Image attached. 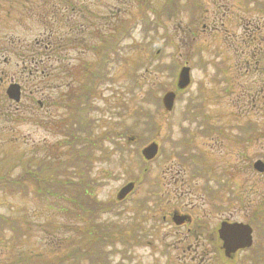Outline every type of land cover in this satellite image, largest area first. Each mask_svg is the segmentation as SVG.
Instances as JSON below:
<instances>
[{
	"label": "rangeland",
	"instance_id": "1",
	"mask_svg": "<svg viewBox=\"0 0 264 264\" xmlns=\"http://www.w3.org/2000/svg\"><path fill=\"white\" fill-rule=\"evenodd\" d=\"M173 1H175L173 4L175 8L171 9L172 13L170 12V14H179L181 11L178 19L168 24L173 32L170 31L161 35L162 32L155 34L150 30L148 33H144L138 29L133 38L128 39L125 43V55L129 60L113 63L110 75L114 80L107 81L98 90L100 95L98 92L99 96L94 103L96 110L92 113V117L98 122V127L95 128L96 134L100 135L101 132L105 134V141L103 143L104 149H96L95 154H93V175L102 180H108L105 183L106 188L102 191L99 190L98 196L101 199L109 198L115 189L130 179L135 168H141L143 161L137 152L149 140L153 139L156 121H159L160 126H162L163 120L167 119L163 112L161 115L162 109L158 96L172 86L177 69L185 63L193 68V85L177 102L174 111L169 116L172 121L194 119L196 118L194 108L209 104L213 120L231 122L234 121L235 113L232 112L234 106L242 104L247 108L249 104L253 113L250 120L253 121L246 118L245 121H249L250 126L258 124L259 128L262 127L263 131H260L262 133L261 140H264V119L262 117L264 112L261 108L264 100V92L262 91L264 75L243 71L242 67H244L247 59L237 58L239 52L243 51L241 35H244V28L249 24L253 28L255 27V24L251 22L252 12H256L253 9L260 11L264 9V0H253L252 4L243 0H230L232 4L225 0ZM158 3L159 0H155L157 6ZM262 17L264 18V14L253 18V20L263 25ZM221 18L224 20L221 21ZM163 19L166 21L165 17ZM12 20L8 24L12 25ZM187 21H191L192 25L197 27H191ZM180 24H183L184 30L191 34L200 35L202 40L199 43H194L188 32L183 30L179 48L173 27H179ZM3 33H7V36L15 34L10 26L7 29L0 27V37ZM261 33L264 34L263 31ZM152 38H160V40L169 38V41L173 40L174 43L166 45L162 53L156 54L162 46ZM0 43H3L1 38ZM0 45L5 47V44ZM1 53H3L2 50H0V55ZM253 63H255V59L251 61L252 65ZM147 68L152 70L153 74L141 81L143 90H139V85L134 81L135 76L132 73L142 74ZM8 69L10 71L15 70V66L10 65ZM147 83L151 86L144 89V84ZM252 95H254L253 99H251ZM255 98L256 108L250 104V101L255 100ZM27 104L25 102V105ZM187 105L188 110H186ZM193 109L194 111L189 113ZM163 115L164 117H162ZM22 120L17 122L16 120L10 121L6 118H0V133H8L0 134V175L6 172L17 175L25 167L22 162H19L20 159H23L24 163L28 162L31 152L34 150H40L39 155H44L46 152L42 146L51 144L50 133L35 124L31 117V121H27L24 114ZM18 137L20 138L19 142L16 140ZM121 142L126 144L121 145ZM155 165L157 167L162 166L161 157ZM258 189L264 191V185L260 184ZM36 198L26 199L24 196L21 197L18 192L11 194L2 189L0 213L14 215L15 218L21 217V214L15 210L17 209L15 206L20 207L23 203L27 206L34 207L35 205L41 208L39 200ZM130 203L131 200H128L126 204L117 208L118 211L103 216L104 219L115 222V226L120 224L126 233V238L123 239L120 230L114 237L113 243L108 247L106 246L110 256L113 255L110 264H159L158 251L161 250L159 241H150L151 244L149 245L136 244L137 239L143 240L153 238V236L150 234L143 235L145 231L142 234L141 231L145 226H141L139 230L133 226L137 219L131 215ZM43 209L51 213L49 206L43 204ZM52 212L53 215H47L44 218L40 210L37 218L40 221L44 220L42 231L47 235L49 228H54L62 221L58 218V210L56 212L52 210ZM0 224L7 226L1 220ZM133 232L138 237H132L131 233ZM21 233L17 237L10 230L1 228L0 225V264H7L5 254H8V259L17 263L26 259L29 253L26 251L28 247L34 248L35 251L39 249L37 239L40 234L38 231L28 232L21 229ZM125 240H135V243L126 250L127 246H130V241L126 245ZM8 245L9 248L13 246L11 252L7 250Z\"/></svg>",
	"mask_w": 264,
	"mask_h": 264
},
{
	"label": "trees",
	"instance_id": "2",
	"mask_svg": "<svg viewBox=\"0 0 264 264\" xmlns=\"http://www.w3.org/2000/svg\"><path fill=\"white\" fill-rule=\"evenodd\" d=\"M24 1L28 16L27 26L31 25L32 21L37 22L35 33L40 34L41 38V46L34 43V46H29L25 53L31 56L33 63L39 65V75L36 76L39 93L45 96L47 106L55 104L59 110L56 126V131L60 134L56 148L58 155L56 158L45 159L48 160L45 162L39 160L36 167L33 164L34 158H29L22 172L17 175L7 173L1 176L0 185L11 194L20 190L27 193L30 187L26 184L27 181L37 185L41 193L57 190L56 208L62 210L65 218L69 212L71 223L55 227L56 234H62L63 229H70L69 234H65L66 237L62 235L57 244L48 245L49 249L55 251V256L49 252L36 254L28 247L26 251L29 253L25 260L16 263L9 259L8 264H104L106 257L102 247L109 241L110 235L100 234L98 231L96 220L102 204L95 196V192L92 193L91 188L86 186L87 183H93L90 175L87 176L91 159L86 155L92 145L93 132L83 126L81 103L88 98L90 102L97 88V80L108 75L107 67L111 51H115L122 41L131 36L130 23L135 22L136 17L132 11L103 16L97 11V3L101 0ZM90 2L94 3L93 7L90 6L91 11L85 13L86 5ZM138 2L147 3L145 0ZM73 18L81 19L74 29L71 28ZM112 25L115 27L111 30L106 29ZM75 46H83L79 50L87 51V56L79 54L77 60L80 64L76 69L71 68L66 54L68 47ZM82 77L87 78L88 86L91 88L89 93L86 91L88 86L82 83ZM55 83L56 95L53 94ZM34 104L35 101L32 100L30 105ZM5 111V108L0 107V116ZM37 113L38 111L33 113L34 117L49 127L51 116ZM73 117L77 122H72ZM62 147L66 148L63 153L60 152ZM61 154H70L71 160H67L68 157ZM70 178L72 188L68 189ZM67 191L72 193V201L67 204V207L70 206L69 211L61 203V198L67 196ZM87 209L89 216L85 219L84 214ZM1 221L7 225L0 224L1 228L10 230L17 237L22 234L21 229L31 232L33 228L29 224L22 223L20 217L3 216ZM7 250L11 252L13 246L9 248L8 245Z\"/></svg>",
	"mask_w": 264,
	"mask_h": 264
},
{
	"label": "flooded vegetation",
	"instance_id": "3",
	"mask_svg": "<svg viewBox=\"0 0 264 264\" xmlns=\"http://www.w3.org/2000/svg\"><path fill=\"white\" fill-rule=\"evenodd\" d=\"M179 123L165 122L162 168L133 179L137 225L163 242L167 264H242L264 256L256 241L264 238V200L251 193L249 139L233 143L204 121ZM254 154L264 159V143ZM230 228L242 236L227 253L222 233ZM257 243L262 249L254 250Z\"/></svg>",
	"mask_w": 264,
	"mask_h": 264
},
{
	"label": "water",
	"instance_id": "4",
	"mask_svg": "<svg viewBox=\"0 0 264 264\" xmlns=\"http://www.w3.org/2000/svg\"><path fill=\"white\" fill-rule=\"evenodd\" d=\"M190 83V72H189V68L185 67L183 68V70H181V73H180V78H179V86L181 88H184L186 87L188 84ZM9 93H10V96L13 97V98H16L17 100L20 99V89L19 87H16V86H10V90H9ZM164 103H165V106L167 109H172L173 107V104H174V100H175V93L173 92H168L165 97H164ZM157 145L156 144H152L150 146H148L144 152H145V155L148 157V158H151L153 157L157 152ZM257 167L261 170L264 169V164H262L261 162H258L257 163ZM132 188V185H127L126 187H124L120 193L118 194L119 195V198H123L125 197V195L131 190Z\"/></svg>",
	"mask_w": 264,
	"mask_h": 264
}]
</instances>
